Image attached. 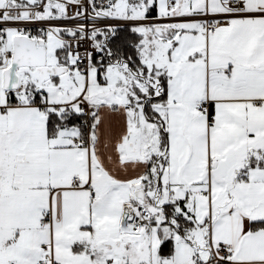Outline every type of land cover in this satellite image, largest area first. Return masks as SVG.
<instances>
[{
  "label": "snow or ice",
  "instance_id": "obj_1",
  "mask_svg": "<svg viewBox=\"0 0 264 264\" xmlns=\"http://www.w3.org/2000/svg\"><path fill=\"white\" fill-rule=\"evenodd\" d=\"M0 264H264V0H0Z\"/></svg>",
  "mask_w": 264,
  "mask_h": 264
}]
</instances>
